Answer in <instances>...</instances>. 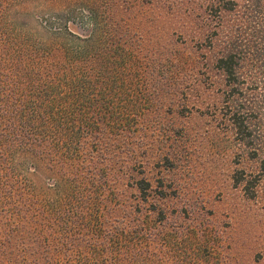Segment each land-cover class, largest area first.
<instances>
[{"label":"trees","instance_id":"trees-1","mask_svg":"<svg viewBox=\"0 0 264 264\" xmlns=\"http://www.w3.org/2000/svg\"><path fill=\"white\" fill-rule=\"evenodd\" d=\"M263 88L264 0H0V264H156L174 108L235 135L255 199Z\"/></svg>","mask_w":264,"mask_h":264},{"label":"rangeland","instance_id":"rangeland-1","mask_svg":"<svg viewBox=\"0 0 264 264\" xmlns=\"http://www.w3.org/2000/svg\"><path fill=\"white\" fill-rule=\"evenodd\" d=\"M178 110L170 116L187 136L174 144L167 173L173 179L167 220L172 234L163 244L158 239L156 264H264V183L255 199L248 198L232 180L240 167L235 135L211 127L199 110ZM160 163L149 170L151 179L160 174Z\"/></svg>","mask_w":264,"mask_h":264}]
</instances>
